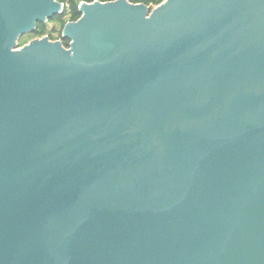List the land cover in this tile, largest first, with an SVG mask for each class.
<instances>
[{
  "label": "water",
  "instance_id": "obj_1",
  "mask_svg": "<svg viewBox=\"0 0 264 264\" xmlns=\"http://www.w3.org/2000/svg\"><path fill=\"white\" fill-rule=\"evenodd\" d=\"M0 0V264H264V0Z\"/></svg>",
  "mask_w": 264,
  "mask_h": 264
},
{
  "label": "rangeland",
  "instance_id": "obj_2",
  "mask_svg": "<svg viewBox=\"0 0 264 264\" xmlns=\"http://www.w3.org/2000/svg\"><path fill=\"white\" fill-rule=\"evenodd\" d=\"M116 0H59L64 6L62 15L53 17L46 23L38 25L35 32L24 35L19 41V48H23L31 42L43 38H49L52 42H62L64 29L67 24L78 21L81 18L80 7L84 3L112 2ZM132 4L147 6L150 10L156 9L167 0H127ZM66 47V43L64 44Z\"/></svg>",
  "mask_w": 264,
  "mask_h": 264
},
{
  "label": "trees",
  "instance_id": "obj_3",
  "mask_svg": "<svg viewBox=\"0 0 264 264\" xmlns=\"http://www.w3.org/2000/svg\"><path fill=\"white\" fill-rule=\"evenodd\" d=\"M41 24V23H40ZM39 25V24H38ZM62 43H63V45L66 43V48H68V46H69V41L68 40H64L63 38H62Z\"/></svg>",
  "mask_w": 264,
  "mask_h": 264
}]
</instances>
